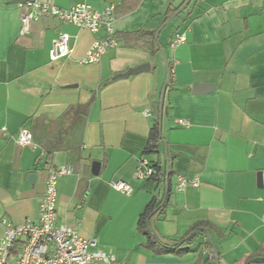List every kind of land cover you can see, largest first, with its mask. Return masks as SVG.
Wrapping results in <instances>:
<instances>
[{"label":"crops","instance_id":"1","mask_svg":"<svg viewBox=\"0 0 264 264\" xmlns=\"http://www.w3.org/2000/svg\"><path fill=\"white\" fill-rule=\"evenodd\" d=\"M11 1L0 0V221H37L49 171L64 166L71 172L57 179L56 222L95 240V249L123 264L209 258L204 237L177 255L146 246L137 230L146 206L165 196L164 182L137 178V168L159 161L167 173L166 145L171 192L149 221L158 240L173 245L208 223L217 264H246L264 249V0H194L162 29L159 41L171 71L164 144L148 154L167 73L159 53L122 36L157 31L167 12L186 0H40L60 9L114 6L117 45L94 64L82 60L95 40L106 38L103 29L91 33L46 17L22 32V10ZM60 33L68 35L70 52L52 61ZM175 34L184 41L172 48ZM143 64L150 69L115 78ZM195 86L208 91L193 94ZM23 128L31 133L30 146L17 143ZM93 162L100 164L96 175ZM178 175L197 177L199 185L177 189ZM116 181L128 184L131 194L113 189Z\"/></svg>","mask_w":264,"mask_h":264},{"label":"built area","instance_id":"2","mask_svg":"<svg viewBox=\"0 0 264 264\" xmlns=\"http://www.w3.org/2000/svg\"><path fill=\"white\" fill-rule=\"evenodd\" d=\"M19 1L21 2L17 4L22 10L20 16L22 32L27 30L31 22L46 17L56 18L91 33L103 29L106 38L95 40L92 43L82 60L83 64L98 63L108 49L117 45L114 38L115 18L112 5L97 10L89 5L78 3L67 9H60L40 0ZM183 41V35L175 34L170 45L173 48ZM69 52L68 35L58 34L49 52L50 60L61 59ZM179 124L187 126L185 121H179ZM17 143L21 146H30L32 144L31 133L25 128L21 129ZM70 172L71 169L64 166L49 171L46 189L39 201L37 221L26 219L18 225H12L6 219H1L3 235L0 237V264H123L117 261L114 256L95 249V240L84 239L78 235L74 228L56 222L57 179ZM136 172L137 178L146 179L153 175L154 169L147 162L142 161ZM175 181L177 189L199 185L197 177L187 179L178 175ZM110 186L124 195H130L132 192L131 187L121 181L111 182ZM262 221L264 223V212Z\"/></svg>","mask_w":264,"mask_h":264},{"label":"trees","instance_id":"3","mask_svg":"<svg viewBox=\"0 0 264 264\" xmlns=\"http://www.w3.org/2000/svg\"><path fill=\"white\" fill-rule=\"evenodd\" d=\"M135 1H138V0H135ZM193 1L194 0H192L191 2ZM189 6L187 7L186 10H188ZM178 8L169 10L167 12L165 21L173 13H175L178 10ZM157 31L155 32L138 31V32H134L128 35H123L122 37L126 39V42L128 41L131 44L137 45L138 48L146 50L151 55H156L159 53V49L156 44V38H155ZM114 36L115 38L117 37L116 35ZM162 140L163 139H161L159 136V120L156 118L150 130V139H149L148 147L146 148L144 153L145 154L155 153L156 148L158 147L159 141L163 145ZM163 149H164L165 158L169 159L168 152L166 151L167 150L166 145H163ZM163 165L164 164L160 163L159 161L149 165L152 169H154V173L149 179H152L155 182H160V181L164 182L165 196L161 203H157L155 199H152L151 202L146 206L144 212L138 218V222H137L138 232L146 238V246L154 248V249H159L160 251H163L165 253L168 252V253H174L177 255H184L188 253L190 250L189 249L190 246L193 245L198 240L199 237H204L206 238V240H205V243L203 244V248L209 251L210 257L203 259L202 256L199 255L198 259L194 262V264H217L219 260L218 255H217V259H215V257L212 254V249H215V246L213 244L211 245L207 240L206 232L208 231L210 233V231L212 230L211 225H209L208 223H200V224L195 225L194 227L190 229V231L187 234L181 237L173 245H167L159 241L158 238L153 233V231L151 230V227L149 224L151 217L154 216L156 213L160 212L165 206H167L168 197L171 192V183H170L171 171L169 170L167 174L166 171L163 170ZM184 239H187V240L183 244L178 246ZM253 263L264 264V249L253 253L246 262V264H253Z\"/></svg>","mask_w":264,"mask_h":264},{"label":"water","instance_id":"4","mask_svg":"<svg viewBox=\"0 0 264 264\" xmlns=\"http://www.w3.org/2000/svg\"><path fill=\"white\" fill-rule=\"evenodd\" d=\"M191 1L192 0H186L183 3V5L164 22L163 26L156 32V35H155L156 44H157L158 49H159V54H160V56L162 58V61L164 63V66H165V69H166V73H167L166 74V80H165V83L163 85V88H162V91H161V94H160L159 109H158V111H159V116H158V118H159V136H160L161 139H162V117H163V111H164V100H165V95H166L167 88H168L169 83H170L171 71H170V67H169V63H168V59H167L166 53H165V51H164V49L161 46L160 41H159V34H160L161 30L166 25H168L173 19H175L179 14H181L182 12H184L187 9V7L191 3ZM19 2H21V1H19V0H12L11 1V3H16V4L19 3ZM149 69H150V65L149 64H143V65H140L138 67L129 69L125 73L116 75L115 78L128 77L130 75H135V74H138V73L146 72ZM206 91H208V87H206V86H195L192 89V93L193 94H202V93H204ZM162 143L164 144V141ZM99 166H100V164L98 162H93L92 163L91 168H92V173L94 175H96L98 173ZM169 166H170V161L167 158L166 159L167 174H168V171H169ZM35 176H36L35 174H31L29 176V180L30 181L32 179L34 180ZM258 180L260 182V175H258ZM191 235H189V236H191ZM206 235H207L208 242L212 245L213 243H212V240H211L210 233L208 231L206 232ZM186 240L187 239H184L178 246L183 244ZM212 254L215 257V259H217L218 252L216 251V249H212Z\"/></svg>","mask_w":264,"mask_h":264},{"label":"rangeland","instance_id":"5","mask_svg":"<svg viewBox=\"0 0 264 264\" xmlns=\"http://www.w3.org/2000/svg\"><path fill=\"white\" fill-rule=\"evenodd\" d=\"M168 29H169V28H168ZM159 59H160V63H161V64H160V65H161L160 67H161V69H164V68H165V66H164V63H163V61H162V58H161V56H160V58H159ZM164 70H165V69H164ZM195 245H196V244H195ZM195 247H196V246H195ZM195 247H194V248H195Z\"/></svg>","mask_w":264,"mask_h":264}]
</instances>
